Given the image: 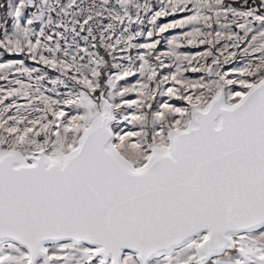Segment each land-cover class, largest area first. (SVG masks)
<instances>
[{
	"label": "snow or ice",
	"instance_id": "6c2138e0",
	"mask_svg": "<svg viewBox=\"0 0 264 264\" xmlns=\"http://www.w3.org/2000/svg\"><path fill=\"white\" fill-rule=\"evenodd\" d=\"M0 264H264V0H0Z\"/></svg>",
	"mask_w": 264,
	"mask_h": 264
}]
</instances>
